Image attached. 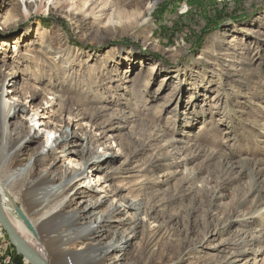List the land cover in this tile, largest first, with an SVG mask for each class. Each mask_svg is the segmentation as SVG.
<instances>
[{
	"label": "rangeland",
	"instance_id": "1",
	"mask_svg": "<svg viewBox=\"0 0 264 264\" xmlns=\"http://www.w3.org/2000/svg\"><path fill=\"white\" fill-rule=\"evenodd\" d=\"M10 1L0 0V84L12 67L26 106L10 128L33 112L50 129L67 127L86 188L106 205L133 201L126 216L139 224L123 264H264V0H159L127 31L109 28L119 24L114 0H28L26 19L24 2ZM95 156L99 173L83 163ZM0 233V253L15 263Z\"/></svg>",
	"mask_w": 264,
	"mask_h": 264
},
{
	"label": "bare ground",
	"instance_id": "2",
	"mask_svg": "<svg viewBox=\"0 0 264 264\" xmlns=\"http://www.w3.org/2000/svg\"><path fill=\"white\" fill-rule=\"evenodd\" d=\"M22 1L26 5L21 12L22 18L26 19L33 13L30 5L32 2ZM158 1L136 0L141 11L134 12L133 20L127 21L130 12L125 10L135 7V0H114L119 24H112L109 28L127 31L145 24ZM10 4L15 5L13 0ZM68 17L75 30L85 29L86 20L77 21L73 13H69ZM3 23L6 22L3 20ZM45 38L46 41L51 40L49 36ZM208 49L205 48L204 52H208ZM36 52L42 56L44 63L55 60L38 50ZM7 70L0 84L1 210L3 207V211L10 214L11 226L22 242L39 249L43 257L50 258L53 264H123L122 253L129 246L130 238L136 233L139 224L138 219L128 220L126 216L131 209H135L133 201L124 205L113 200L106 205L105 195L98 196V190L86 188V173L81 167L72 165L69 159L71 153H75L72 149L69 150L73 147L69 145L74 143L73 139L76 142L77 135L69 134L65 129L67 127L57 126L50 129L41 120L42 116L33 112L27 119V126H20L22 130L10 128L9 119L22 118V115L16 114L21 112L24 115L26 106L19 100V89L14 87L17 73L12 67H7ZM38 95L35 91L31 98L35 99ZM54 102L55 99L49 102L50 106ZM45 109L43 108V114L48 113ZM60 109L63 110L61 106ZM58 132L60 134L56 136ZM37 140L41 143L37 142L26 157L25 149ZM93 142L96 143L94 140ZM87 145H90V141ZM58 150L65 155L56 156ZM61 157L68 158L67 166L59 174L52 175L55 165L64 163ZM110 158L114 159L112 156ZM36 162L44 163L43 170L36 169ZM83 163H91L95 172L99 173L96 166L103 162L100 157L95 156L85 159ZM104 204L106 208L101 210L100 207ZM89 218L91 219L88 220ZM113 227L115 230L110 240L91 245L92 239L99 232L106 229L110 232ZM34 255L41 264H46L38 259L37 254Z\"/></svg>",
	"mask_w": 264,
	"mask_h": 264
},
{
	"label": "water",
	"instance_id": "3",
	"mask_svg": "<svg viewBox=\"0 0 264 264\" xmlns=\"http://www.w3.org/2000/svg\"><path fill=\"white\" fill-rule=\"evenodd\" d=\"M0 226L7 234L8 241L15 249L16 253L20 255L29 264H41L32 253V251L22 242L10 222L4 215L0 207Z\"/></svg>",
	"mask_w": 264,
	"mask_h": 264
},
{
	"label": "built area",
	"instance_id": "4",
	"mask_svg": "<svg viewBox=\"0 0 264 264\" xmlns=\"http://www.w3.org/2000/svg\"><path fill=\"white\" fill-rule=\"evenodd\" d=\"M0 238H2V233H0ZM4 243L2 245H0V248L1 246H3ZM0 264H15L11 257H5V253H0Z\"/></svg>",
	"mask_w": 264,
	"mask_h": 264
},
{
	"label": "trees",
	"instance_id": "5",
	"mask_svg": "<svg viewBox=\"0 0 264 264\" xmlns=\"http://www.w3.org/2000/svg\"><path fill=\"white\" fill-rule=\"evenodd\" d=\"M14 260H15V264H22V262H21L22 258L21 257H19V256L16 255L14 257Z\"/></svg>",
	"mask_w": 264,
	"mask_h": 264
}]
</instances>
